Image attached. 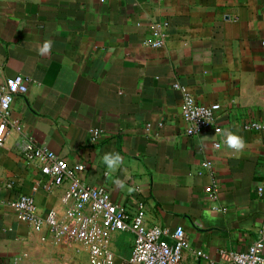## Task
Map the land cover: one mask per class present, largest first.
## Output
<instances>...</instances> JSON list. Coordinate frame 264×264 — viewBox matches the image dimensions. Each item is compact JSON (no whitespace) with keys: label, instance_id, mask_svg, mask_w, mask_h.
<instances>
[{"label":"crops","instance_id":"obj_1","mask_svg":"<svg viewBox=\"0 0 264 264\" xmlns=\"http://www.w3.org/2000/svg\"><path fill=\"white\" fill-rule=\"evenodd\" d=\"M152 26L167 35L162 48L147 44ZM263 28L264 0H0V86L25 79L11 116L35 144L82 164L86 185L104 186L131 213L143 203L148 225L181 228L192 249L216 259L246 252L264 230V129L244 128L264 125ZM175 83L220 106V133L185 134ZM93 128L103 132L97 144ZM229 134L245 147L229 148ZM105 154L122 160L109 169ZM204 160L223 212L206 199ZM46 183L11 134L0 147V264H88L82 245L56 242L7 206L30 196L40 216L62 217L65 186Z\"/></svg>","mask_w":264,"mask_h":264},{"label":"built area","instance_id":"obj_2","mask_svg":"<svg viewBox=\"0 0 264 264\" xmlns=\"http://www.w3.org/2000/svg\"><path fill=\"white\" fill-rule=\"evenodd\" d=\"M105 1L99 0L101 3ZM151 32L152 39L147 44L151 48H162L166 33L157 26H152ZM260 46L264 49V28ZM172 88L181 95L180 115L187 136L195 137L208 129L220 133L216 123L220 110L218 104H198L186 87L175 83ZM26 92L27 84L22 77L9 79L0 86V147L4 146L11 134L17 135L22 144L25 163L47 179L45 190L52 191L65 186L61 198L64 205L62 217L53 211L44 217L40 216L30 196L20 195L7 203L34 230L46 228L56 242L79 243L86 248L88 264H264V230L258 232L257 240L246 252L222 249L216 259H211L203 251L189 246L188 238L181 228L169 231L159 225H148L143 203H138L135 212L131 213L114 203L104 186L86 185L82 181L85 170L82 164L69 166L47 147L35 144L20 122L11 116L14 97ZM244 128L261 131L264 125L251 122ZM102 135L99 129L89 130L93 144H97ZM213 146L219 147L218 144ZM199 167L207 172L209 178L206 199L211 211L223 212V209L217 207L220 183L212 163L204 160ZM198 174L201 175V172ZM10 187L7 185V188ZM122 236L131 239L128 249L122 244L126 253H120L118 247H115Z\"/></svg>","mask_w":264,"mask_h":264},{"label":"clouds","instance_id":"obj_3","mask_svg":"<svg viewBox=\"0 0 264 264\" xmlns=\"http://www.w3.org/2000/svg\"><path fill=\"white\" fill-rule=\"evenodd\" d=\"M51 41H46L42 48L39 49L40 54H47L51 50ZM226 144L229 148L235 149L237 151L242 150L245 147L243 139L239 136L229 134L226 140ZM113 154H105L103 160L109 167V169H115L117 166V161L121 162L122 158L119 154H114V159L112 158ZM119 183V182H117ZM131 191V190H130Z\"/></svg>","mask_w":264,"mask_h":264},{"label":"rangeland","instance_id":"obj_4","mask_svg":"<svg viewBox=\"0 0 264 264\" xmlns=\"http://www.w3.org/2000/svg\"><path fill=\"white\" fill-rule=\"evenodd\" d=\"M117 243H118V249H119V252H120V253H123V252L126 253V249H128V247H130V245H131V239H130L129 237L122 236V237H120V238L117 240ZM117 243H115V247H117V246H116ZM122 244H125V245L127 246V248L124 249V248L122 247ZM124 250H125V251H124ZM127 254H128V253H127ZM127 254H125V255H123V256H126Z\"/></svg>","mask_w":264,"mask_h":264},{"label":"water","instance_id":"obj_5","mask_svg":"<svg viewBox=\"0 0 264 264\" xmlns=\"http://www.w3.org/2000/svg\"><path fill=\"white\" fill-rule=\"evenodd\" d=\"M70 264H77L76 262H71Z\"/></svg>","mask_w":264,"mask_h":264}]
</instances>
